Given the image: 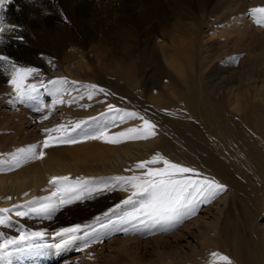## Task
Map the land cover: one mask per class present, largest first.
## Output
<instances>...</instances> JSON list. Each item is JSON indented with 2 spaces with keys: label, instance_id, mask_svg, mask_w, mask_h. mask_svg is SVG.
<instances>
[{
  "label": "rangeland",
  "instance_id": "1",
  "mask_svg": "<svg viewBox=\"0 0 264 264\" xmlns=\"http://www.w3.org/2000/svg\"><path fill=\"white\" fill-rule=\"evenodd\" d=\"M205 1H207L206 5L203 4V0H16V3H20L18 4V7H28L25 11L34 12L37 14H40V12L37 10H32L33 6L46 7L52 4L61 5L62 8H67L70 12H72L73 15H75L74 23L70 25L72 31L74 30V28H80L79 32L84 29H88V32L92 31V35L90 37L91 40H87L85 39V37L83 38L81 34L79 35L81 40L83 39L84 41L81 46H78L77 48L75 46L70 47L60 53L55 52L54 48L52 50V53L48 55L53 60H56V62H61L60 64H64L68 59L70 60L71 55L74 53V50L81 49V51H84L86 54L88 53L87 56L89 58V63L84 70H81L77 73L63 72L61 76L56 75V77L53 78V81H56L58 84L50 82L48 83L49 80L46 81V77L40 78V81H35V79L33 81L31 77L27 82H41V85H43V87L38 88L41 89V91L44 93H46V88L49 89L56 88L58 86L60 87L62 85L63 80H66V82L69 84L71 82L77 83V86L73 85V88L69 89L68 91L70 93L69 95L72 94L70 96V100H72L73 102H67L66 105L69 107L66 116H69V118L72 117L74 122L77 123L85 119L81 116V113L77 112L79 109L78 106L76 107L77 102L80 104L82 103L81 105H88L87 107L83 108L81 106V109L90 112L87 117L93 115H102V113L103 115L109 113L110 115L116 117V112L111 113L107 111L108 109H106V107L108 108V104H115V107L119 106V108L116 107L117 109H123L125 111H129L131 109V112H134L135 110L137 113L140 112L141 114H144L142 116H146V119L150 118L149 120H151L156 125V129H160V135L158 132L159 130H154V136L159 135V138L160 136L163 137V134H165V132L169 134V132L165 129H167L166 126L170 123L171 114H174L171 111H180L179 115L174 116V118L176 117L177 119L191 121L192 119H196L197 117L198 121H201V115L198 114H202L204 111L203 109L205 108V104L203 106L202 100L204 101V99H207L208 97H211V99H214V101L216 100L217 102H221V99L226 100L229 96L232 97L233 93H247L246 96L250 100V102L247 104L250 107L248 106L246 112H249L248 114L251 117V115L257 110V108L261 109V105H264V102H262L261 104L260 100L254 98L255 95H258V93H264V48H255V50L253 47L252 50H248L245 47L244 49L242 48L243 50H241L236 47L235 49V47L233 48L232 41L229 43L222 42V38H226L225 36L223 37V34L214 35L207 32V24H209L212 19H216V17L222 15V13L226 11V7L228 6V4L230 5V3L222 2L220 0ZM239 4L244 5L246 7H250L251 3L250 0H241L239 1ZM254 7L257 8L260 6L255 5ZM166 10L169 11L166 12ZM202 12H205V14H203ZM124 13L126 14L125 16ZM166 13L169 15H167ZM203 15L204 17H202ZM30 17L33 18V16ZM25 18L27 17L25 16ZM39 20L40 19H38V22ZM67 22H69V20H67ZM42 23V25H39L37 27L34 26L30 29H23V33L18 31L14 34H8V36L13 38L15 42V53H13L14 56H17L19 53V55H21L22 51H24L25 49L28 50V48L24 47L33 45L32 41L38 43L41 46H47V44L50 43V45H52L53 47L57 42L61 41L59 34L64 35V33L59 32V25L57 21H42ZM38 33L40 36L38 35ZM119 34L121 36H119ZM173 34L176 36L178 35V38L180 36V39L186 40L187 44L191 45V47H188L190 52L193 49L192 46L194 47L196 42L205 43L204 55L206 57V62L205 60L203 61V59L198 58L199 61L196 63L197 65H195L194 67L190 66L188 67L189 70L187 69V72L190 71V73L188 72V75L192 74L190 77V79L192 80L189 81V85H191L190 82H192L193 86V88L192 86H190L188 97L191 99L192 96L196 98L195 100L197 101L195 106L191 108L179 105L174 109L170 108V112L160 113L156 110H153L152 112H150L153 115H149L147 114L149 109L145 108L144 106L149 101L148 99L151 95H153L154 93L165 94L164 91L166 92V89L168 88L164 87L166 86V83L173 84V82L176 83L181 81H187V79L183 80L180 77L179 80V78L177 76H174L173 74H169L168 76V73L165 74L166 69L161 68L159 66L161 65L166 67L164 58L165 55H167V58L169 60L172 59V57L174 58L175 47L174 45L172 47V43L174 44L172 39L175 36ZM258 34H260L258 36L264 35L261 31H258ZM185 36L186 39H184ZM215 36H220V38H217ZM246 36H244L246 37L244 39H248V41L251 40L250 35ZM263 37L261 36L259 38L261 39ZM202 38L204 39V41ZM45 39H47V41L49 42L45 43ZM93 41L97 45V49L95 44H93L95 48H92L93 45L91 43H93ZM211 43H213V45H210ZM169 47H171V49ZM217 47L219 50H217ZM212 49H214L215 52ZM216 51L219 52L217 53ZM229 52L232 53L229 54ZM253 53H255L254 57ZM258 54H261L262 56ZM230 55H234L237 58V64L233 68L236 74L228 77L225 80L223 77L219 76L220 71L218 72L216 67L217 62L219 63L220 59L229 58ZM246 55L248 58L245 57ZM208 57L213 58L209 60L207 59ZM258 57H260L259 60L257 59ZM10 59L14 60V62L16 63L17 60L20 61V59H16L14 57H10ZM241 60L246 61L243 63ZM6 64V62L5 64L4 62H0V71H2L0 72V100L14 98L12 87L8 83L11 78V69ZM261 65L263 67V70L261 69ZM37 66L38 65H29L26 67H34L38 69L37 74H42L43 72H45V69H43V67ZM199 70H202L203 72L201 71V73ZM259 71L263 73L262 76ZM195 75L200 76V82H202L204 86L202 84H199L200 78L199 76L197 78ZM195 77L196 81H194ZM202 77L204 78V80ZM134 81L135 84H133ZM138 82L141 83L139 84L141 85V87L137 86L138 98L135 99L133 95L135 94L136 89L134 88H136V84ZM88 84H96L99 87H103L107 93H110L111 97L112 95H114L112 99H114L115 101H112V99L109 97V94L105 95L104 93L99 92H97L93 96V98L89 100L86 94L88 91L86 85ZM37 85L40 86V84ZM143 85L144 87H146H143V89L145 90L142 89ZM183 85L185 87H182V90L185 93L188 91V87L187 84L184 82H181L179 84L180 87ZM258 85H261V91L257 90V88L260 89ZM179 86L176 89H172L171 92L173 98H177L176 92L180 88ZM164 88L166 89L164 90ZM70 90L74 92L75 95H73ZM209 90L214 94L216 93V96L213 93L210 95ZM138 91L141 93L139 94ZM81 96H83V99H81ZM125 96L133 97L131 99H128V97L126 98ZM199 96L200 99H202V97L204 96V99L200 101L198 98ZM215 97H217L219 100ZM123 99H125L126 101ZM111 101L112 103H110ZM200 102H202V104ZM170 104L176 105L177 103L175 102L174 104L172 102ZM201 105L203 106V108ZM19 106H21V104ZM262 107L264 108V106ZM4 108L0 109V122L5 115L8 116L9 114H11L9 110L7 112V109L9 107L5 109V111L3 110ZM263 108L261 110H264ZM253 109L256 110L254 111ZM197 110L199 111L197 112ZM261 112L264 114V111ZM261 112L259 113V115H262V120L264 115ZM243 113L244 112L241 111L239 114L236 115L241 116ZM1 114L4 115L2 116ZM117 118L118 116L115 119L117 120ZM258 119L259 118H257V122H260L262 125L264 118L262 121ZM12 120L13 122L15 121L14 119ZM137 120V124H139L140 122V125H142V121L140 119V121ZM118 121L119 119L117 120V122ZM36 122L37 123L35 125H37V128L35 125H28V129L26 127L28 137L31 136L28 138L29 140L24 142L20 146L21 148L17 147L14 152H5L2 154L1 157H5L8 159L7 156L12 155L14 158L19 155V153L15 152L19 148L27 149L31 145H37V154H39V151L41 150L45 151L46 153L43 159H39L40 161L44 160L46 161V163H58L60 165L62 163L73 170L81 169L82 167L86 166L90 167L91 169L99 167L101 169L99 172L92 173L93 175L91 174L89 177L86 178L81 175L79 171L73 173L72 180L80 182L79 187H81L82 189L98 187L101 186L104 182L112 183V177L125 176V173L126 175L133 174L130 172H125L123 170H115L110 172V170L104 169L102 165L103 160L100 161L99 159H103L105 156L108 159L110 148L116 144L106 143L105 141L101 142L99 140L95 149L86 150L83 145H81L82 139L77 129L71 135L72 138L78 140L77 143L55 145L48 149H42V141L45 139L46 135H48L44 131V129L47 128V125L44 124L46 123V121L43 122V120L41 119L36 120ZM129 122L131 123L132 121ZM129 122L126 123L129 124ZM262 127L263 128L261 129V131H259V133H255L257 135L253 137L256 138L255 140H257L260 144L261 141L264 142V126L262 125ZM5 132L1 131L0 135L4 134ZM259 136H261L262 139L259 138ZM120 145L122 144L120 143L116 147L118 149L116 150L118 151L116 153L117 156H119L120 152H123V150H120ZM216 145V143H213L214 147ZM102 154L104 155V157H101L103 156ZM263 156L264 149H262L261 151L262 162L257 171L259 173H256L255 175L250 173V170L246 169L248 173V183L245 184L244 182L238 180V184H240L241 187L236 192V195L234 197H232L230 195L231 193L229 194L228 190H226L217 197H215L214 200H212L210 203H205L198 206V214L194 216V220L195 218H198V221H196V223H198V226L192 228L195 229V232L191 233L189 236L186 235L187 231H181L178 230V228H176V231L174 230L170 233L164 232V234L156 232L152 229L148 231V228L152 227L150 223L146 224V227L141 232L136 230L138 229V223H132V220H128L127 218H125V215H130L136 208H139L140 201L136 200L133 202V204L130 205L122 204V200L126 199L131 194V190L125 191L123 188L117 187L114 191H104L99 194L93 193L91 198L76 201L75 203L70 205H65L59 211L52 213L51 219L47 218V216L45 215H37L31 212H29V215L27 216L16 215L17 211H27L30 208L39 207L41 204L48 203L49 199L48 201L43 200L36 202L28 200L27 202H24L25 204L19 203V205L9 208V212L2 213V215L9 216L10 220L8 221V223L0 225V243H3L6 239L16 238L18 240L19 236L22 234L27 235L28 239L25 241H20L15 245H9L8 248L3 251H9L10 255H8L7 257L6 255H0V258L4 257L6 259L4 264H10L14 262H18L21 264H161V261H164V259L161 258L163 256H165L166 258L167 256L170 258L172 257L174 258L173 260L185 262L189 256H193L195 254V251L201 250L203 241L201 239V236L198 234L203 231V229H201L200 225L204 223L203 228H205V226H208V224H206L204 221L207 220L210 216L211 218H223L226 213L230 212L232 215V219H236L235 221L233 220V226L235 228H239L242 224V221L240 219L242 218V214H250V219L252 223L255 220L253 216L257 217V213L261 212V216L258 217V225L262 231L264 230ZM13 158H9V160L11 161ZM159 166L163 167V164H159ZM150 167H158V165H150ZM145 170L146 169L141 171L143 172ZM118 204L121 205L119 208L116 207V205ZM206 212L209 213L208 218L205 215ZM106 213L107 215H105ZM64 221H72L73 223L62 227L57 225V222L61 223ZM75 225H81L80 231L75 233V236L79 237V239H84L86 242H91L89 244V247L84 248V243H82L83 245L81 244L82 246L80 245L79 248L73 249V252L60 254L57 257H55L53 251V253H43V250H41L40 248L41 243H39V239L42 238V236L32 235L33 232L40 231L45 233L44 236H50L51 238H53V233L59 231L61 228L73 227ZM214 227H217V225H215ZM25 242H27V244L30 246V249L28 250L29 252L35 251L32 258H28L26 254L22 252V249H20L22 244ZM161 251L164 252L166 255H164L163 253L160 256L159 254L161 253Z\"/></svg>",
  "mask_w": 264,
  "mask_h": 264
},
{
  "label": "bare ground",
  "instance_id": "2",
  "mask_svg": "<svg viewBox=\"0 0 264 264\" xmlns=\"http://www.w3.org/2000/svg\"><path fill=\"white\" fill-rule=\"evenodd\" d=\"M220 1L229 2L230 5L228 4V6L226 7V11H224L222 15H220L219 17H216V19L217 18L219 19L216 20L214 18L212 19V21L209 22V24H207L208 25L207 32H209L210 34H214V35L223 34V37L225 36L226 38H222V42L229 43L232 41L233 48L235 47V49L236 47L241 50H243L245 47L248 50L250 49L252 50L253 47L254 49L255 48L263 49L264 48V37H263L264 35H261L263 38L260 39L259 37L261 36H258L260 35L258 34V31H261L264 34V25H258L255 22L254 18L250 16L248 13L250 9L255 8L254 7L255 5L264 7V0H250V3L252 4V5L250 4V7L240 5L239 1L241 0H220ZM220 1H217V2H220ZM206 3L207 1L203 0V4L206 5ZM18 4L20 3H16V0H12V2L6 5L3 12L0 13V15L3 16L4 22L7 25H10L16 28L15 31H7L4 34V42L0 43V46H1L0 54L6 55L9 58L14 57L16 59H20V61L17 60V63L15 62L17 66L19 67H26L29 65H38V66L43 67V69H45V72H43L42 74L40 73V74H36V76H33L32 77L33 81L34 79L35 81H40V78L46 77L47 78L46 81L49 80L48 81L49 83L50 81H53V78L56 77V75L61 76L63 72L77 73L85 69V67L89 63V60H88L89 58L87 56L88 53L86 54L84 51H81V49L74 50V53L71 55L70 60L68 59L64 64H60L61 62L60 63L56 62V60H53L48 55L52 53V50L54 48H55V52L60 53V52L65 51L67 48L74 47V46L77 48L78 46H81L84 41L83 39L81 40L79 35L81 34L83 38L85 37V39L89 40L92 35V31L88 32V29L86 30L84 29V30H81V32H79L80 28L79 29L77 28L78 30L74 28V30L72 31V28L70 25L74 23L75 15H73L72 12H70L67 8H62L61 5L52 4L46 7L33 6L32 10H37L40 12V14H37L34 12L25 11L26 8L28 7H25V6L18 7ZM168 11L166 10V12ZM203 14H205V12ZM125 15L126 14L124 13V16ZM25 16L27 18H25ZM30 16H33V18H31ZM202 17H204V15ZM38 19H40L39 22H38ZM52 20L57 21L59 25V32L64 33V35L59 34V37L61 39L60 42H57L53 47L52 45H50V43H48L47 46H41L38 43H35L34 41H32L33 45L24 47V48H28V50L25 49L24 51H22L21 55H19L20 54L19 53L17 56H14L13 53H15L14 52L15 42L13 38L8 36V34L10 33L14 34L18 31L23 33V29H30L34 26L37 27L43 24L42 21H52ZM67 20H69V22H67ZM123 35H124V32H123ZM246 35H250L251 40L248 41V39L247 40L244 39L247 37ZM119 36L121 35L119 34ZM174 36L175 37L172 39L174 42V44L172 43V47L173 45L175 47L174 58L171 56L172 59L169 60L167 58V55H165L164 58H165L166 67L161 66V65L159 66L161 68L166 69L165 74L168 73V76L169 74L170 75L173 74L174 76H177L178 78L180 77L183 80L187 79L188 82L187 81H181V82H184L187 84L188 91L184 93V91L182 90V87L184 88L185 86L184 85L181 87L179 86L181 82H176V83L173 82V84L166 83V86L164 87H168V88L167 89L164 88V90L165 89L167 90L166 92L164 91L165 94H162V93L155 94L154 93L153 95L150 96V98L148 99L149 101L147 103L145 101L146 104L144 107L149 109L147 113L149 115H153L150 113L153 110H156L160 113H167L171 111L170 108L174 109L178 107L179 105L183 107L191 108L195 106L196 101H197L195 100L196 98L192 96H191V99L188 97L190 86H192V82H190L191 85H189V81L192 80L190 79L192 74L188 75V72L190 73V71L187 72V69L190 66L194 67L195 65H197L196 63L199 61L198 58L203 59V61L206 59L204 55L205 43L196 42L194 47L192 46L193 49L190 52L188 47H191V45L187 44L186 40L180 39V36L179 38L177 37L178 35L177 36L174 35ZM215 37L220 38V36H215ZM184 39H186V36ZM47 42L49 41L45 39V43ZM213 43H211L210 45H213ZM91 44L92 45L95 44L94 41ZM92 48H95L94 45L92 46ZM92 48H91V51H92ZM97 48L98 47L96 45V49ZM169 48L171 49V47ZM212 50L214 51V49ZM217 50H219L218 47H217ZM230 53L232 52H229V54ZM253 54H254L253 55L254 57L255 53ZM247 55L245 56L246 58H248ZM258 55H261V54H258ZM260 57H258L257 59L259 60ZM212 58L213 57H208L207 59L211 60ZM241 61L244 63L246 60L244 61L241 60ZM236 64H237V58L234 55H230L229 58L220 59L219 63L217 62V67H216L218 72L220 71L219 76L223 77L226 80L228 77L236 74L235 70H233ZM262 68L263 67L261 65V69ZM262 74L263 73H261V76ZM198 76L196 77L198 78ZM196 77H195V80L193 79L194 81H196ZM200 81H201V78L199 82ZM55 83L58 84L57 82ZM35 84L41 85V82L40 83L35 82ZM76 84L77 83H73V82L69 84L66 82V80H63L62 85L60 87L58 86L56 88H49V89L46 88V91H45L46 93L42 92L41 89L38 88L39 99L40 101L43 102L44 105H51L52 100L57 98V96L54 95L55 93H59L60 98L66 101V103L57 104L55 107H45L44 110L41 112H36L33 110V108L36 107L37 105H33V107H29L27 105L21 104V106H19L20 105L19 103H16V104L9 103V101L11 100L10 98L0 100V109L5 107L3 109L5 111V109L9 107L7 109V112L9 110L11 113V114L8 113L9 114L8 116L5 115L0 122V132L6 131L4 134L0 135V208L9 209V208L19 205V203L27 202L28 200H32L34 202L43 201V200L48 201V199L51 197V194L56 191V185L49 182L53 176H67L69 177L68 182L73 185H76L78 181L72 180L73 173L79 171L80 174L86 178V177H89L92 173L99 172L101 170L99 167L91 169L88 166L82 167L81 169L73 170V169L68 168L67 165H64L62 163L61 165L58 163H55V164L50 163V162L46 163V161L44 160L40 161L38 159V160H26L22 162L20 167L16 168L13 166L12 170L9 171L8 170L9 165L13 164V159L10 161L9 158L11 159L13 158V156L8 154L9 155L7 156L8 159L5 157H1L2 154L5 152H9V151L14 152V150L17 147H20L24 142L29 140L28 138L31 136L28 137V133H27L28 127L27 126L28 125L34 126L37 123L36 120L38 119L43 120V122L46 121V123L44 124L47 125L48 129L54 128L55 126L61 125V124L66 125V126L75 125L76 122H74L73 118L72 117L69 118V116L68 117L66 116L68 108H69L66 105H67V101L71 99L70 96L72 95V94L69 95L70 93L68 91L69 89L73 88V85L77 86ZM133 84H135V81ZM139 84L141 83L138 82L136 84V88H134L136 89V92L133 95L135 99L138 98V94H137L138 87L137 86L141 87V85ZM199 84H202V82H200ZM178 86L180 88L176 92L177 98H173L171 91L174 88L176 89ZM260 86L258 85L259 88ZM38 87L40 86L38 85ZM143 87L144 85L142 86V89ZM77 89H80V88H77ZM257 90L261 91L262 89L257 88ZM70 92L72 91L70 90ZM72 93L73 95H75L74 92ZM140 93L141 92H139V94ZM212 93L213 92L210 91L209 94L211 95ZM246 94L241 93V92H236L232 94L233 95L232 97L229 96L227 99L225 98L226 100L221 99V102L220 101L217 102L216 100L214 101V99H211V97H208L209 99L208 98L204 99V96L202 97V99H204L203 101L202 99H200V96H199L198 98L200 101L202 100L203 106L205 104V108L203 109L204 111L201 109L203 113L200 112L202 114H198V115H201V121H198L197 117H196L197 120L194 118L191 121L184 120V119H177L176 117L174 118V116H178L180 111L179 112L177 110L171 111L175 115L171 114L170 123L169 125L166 126L167 129H165L169 132V134L165 132V134H163V137L160 136L159 138L160 129L155 128L156 130H159L158 136H152L147 140H135V141L125 140L123 141L121 143L122 145H120V150H123V152H120L119 156L116 155V153L118 152L116 151L118 150L116 148L118 144L113 145L112 147L110 146L111 148L109 147L110 150H109L108 159L106 156L104 157V155L102 154L103 156L101 157H104V158L99 159V160L100 161L103 160V163L102 162L101 163L104 169L110 170V172L115 171V170H121V171L123 170L125 172H130V173L137 175V174H141L142 172L141 170H144V169H136L135 165L139 161L151 159L153 155L159 153L160 155L167 157L173 162H176V163L179 162L180 164H183L185 166H190L192 168H195L197 169L198 172L200 171L201 174H203V176H208L209 178L215 179L219 183L226 185V188H227L226 190H228L229 194L231 193L230 195L234 197L236 195V192L241 187L240 184H238V180L244 182L245 184L248 183L247 170H250L249 172L255 175L256 173H259L257 171L262 162L261 151L262 149H264L263 148L264 142L261 141V144H260L257 140H255L256 138H253L255 135H257L255 133H259V131H261V129L263 128L262 125L264 126L263 124L264 121L262 122V125L260 122H257V118L261 120V117H262V115L260 116L259 113L261 111H264V110H261L263 108L262 106H264L262 104V102H264V93H258V95H255L256 97L253 95L254 98L261 101L262 105H261V109H258V108L257 110L253 109L254 111L255 110L256 111L251 115V117L248 114L249 112L248 113L246 112L249 106L247 103L250 102ZM214 95L216 96V93ZM133 96H127V97L128 99H131ZM109 97L112 99L114 95H112L111 97L109 94ZM113 100L114 99H112V101ZM151 100L154 102H152ZM112 101L110 103H112ZM172 102L174 104L175 102L179 104L178 105L170 104ZM202 102L200 103L202 104ZM113 103H117V102H113ZM81 104L78 102L76 103V107L78 106L79 108L77 112L81 113V116L85 118L83 120L85 123L81 124V127L77 129L81 137L84 135L94 134L101 127H104V126H107L109 133H115L117 131H120L121 129L124 130L127 127L140 126V122L139 124H137L136 122L137 119H138L137 121H140L138 117L128 119L126 122L132 121L131 123L129 122V124H127L126 122L124 123H120L119 121L117 122L118 118L117 120L115 119L117 116L114 117L110 115L109 113L104 114V115H97V116L93 115V116L87 117L90 114V112L84 111L83 109H81ZM112 105L115 106V104H112ZM117 108H119V106ZM196 108H195V112H196ZM106 109L108 108L106 107ZM198 111L199 110H197V112ZM241 111L244 113L241 116L239 115L240 117L237 116L236 114H239ZM134 112L136 111L134 110ZM138 113L140 114V116L144 115V114H141L140 112ZM45 115H47L49 118L42 119V117ZM12 119H14L15 121L13 122ZM113 121H115V124L113 123ZM35 126L37 128V125ZM51 135L55 136L57 135V133H51ZM259 138H261V136H259ZM98 141L99 140H92V139L83 140L82 139L81 145H83V147L86 150L95 149V147L98 144ZM100 141L102 142L103 140H100ZM212 141L213 143L217 144L215 147L213 146ZM18 150H16L15 152L18 153ZM190 155L194 156L195 158ZM155 165L156 166L158 165V167H160L159 164H155ZM125 176H128V175H126L125 173ZM197 211H198V208H197ZM197 211L194 215L186 216L178 221L173 222L174 226L173 224L166 223V222H161L157 224L146 216H141L139 218H132L130 215H125V218H127L128 220L131 219L132 223H135V222L138 223L139 225V226L137 225L138 229L136 228L135 229L138 230L139 232H141L146 227L145 226L146 224L150 223L152 227H149L148 231L152 229V230H155L156 232H160L161 234H164V232L170 233V232H173L174 230L176 231V228H178V230L187 231L186 235L189 236L191 233L195 232L194 231L195 229H192V228H195L198 226V223H196V221H198V218H195L194 220V216L198 214ZM208 214H209L208 212H206L205 214L207 218L209 216ZM259 216H261V212L257 213V217L253 216L255 220L251 223L250 214H246V213L242 214V218H240L242 221V224L239 228L236 226L238 229L233 226L234 224L233 222L236 219L235 220L232 219V215L230 212L226 213L223 218L221 217L211 218L210 216L207 220L204 221L206 224H208V226H205V228H203L204 223L200 225L201 229H203V231H201L198 234L201 236V239L203 241L201 250L195 251V254L193 256H189L185 262L173 260L174 258L172 257L170 258L168 256L167 258L165 256L161 257L162 259H164V261H161V262L163 264H224L223 261H219L218 258H214L211 255L212 253L216 252V253H220L222 255L228 256L231 260V264H264V232H263L264 230L262 231L258 225ZM141 221H143V223ZM71 223L73 222L64 221L61 223L57 222V225L62 227V226L70 225ZM215 225H217V227H214ZM61 239H62L61 237H56V236H53V238H51L50 236L49 237L42 236V238L39 239V243H41L40 248L41 250H43V253H50L53 251L55 254V257H57L60 254L73 252L72 251L73 249L79 248V246L82 243L86 242L84 239L82 240V239H79V237H77L75 241H72L70 243L62 245L60 248H57L56 245L61 242ZM64 239H67V237H65ZM20 249H22V252L26 254L28 258H32L35 252V251H31L32 252L31 253L28 251L30 249V246L27 244V242L23 243ZM6 253H7L6 257L10 255L9 251H6ZM163 253L164 252L161 251L159 255L161 256ZM164 255L166 254L164 253ZM5 260L6 259L4 257H1L0 264H4ZM10 264H21V263L14 262Z\"/></svg>",
  "mask_w": 264,
  "mask_h": 264
},
{
  "label": "snow or ice",
  "instance_id": "3",
  "mask_svg": "<svg viewBox=\"0 0 264 264\" xmlns=\"http://www.w3.org/2000/svg\"><path fill=\"white\" fill-rule=\"evenodd\" d=\"M12 0H0V13ZM252 16L258 25H264V7H257L249 10L248 13ZM16 28L7 25L4 18L0 15V43L4 42V34L7 31H15ZM22 39V37H21ZM0 62H6L11 69V78L8 83L12 87L14 98L9 101L11 104H22L29 107L37 105L33 108L36 112H41L45 107H55L57 104H64L66 101L60 98L59 93H55L56 99L52 100L51 105H44L38 96V85L35 83H28L29 78L38 73V69L34 67H19L8 56L0 54ZM56 81H50L55 83ZM43 87V85H40ZM87 97L89 100L99 92L108 95L103 87L96 84H88ZM83 99V96H81ZM72 103V100L67 101ZM87 107L88 105H81ZM109 112H116L119 122L132 118H139L142 125L137 127H127L122 131L109 133L107 126L101 127L98 131L91 135H84L83 140H103L110 144H119L125 140H147L155 135L156 125L144 116H140L137 112H129L122 109H117L114 105L108 104ZM103 115V113H102ZM47 115L42 119H48ZM84 121H79L75 125H57L54 128L44 129L46 135L42 141V149H48L55 145L75 144L77 139L72 138L71 133L80 128ZM115 124V121H113ZM51 133H57L53 136ZM19 155L13 158V164L9 165L8 170H12L13 166L18 168L22 162L26 160L43 159L46 155L45 151H39L37 154V145H31L27 149H19ZM163 164V167H150V165ZM136 169H146L141 174L128 176L112 177V183L104 182L101 186L89 189H82L79 183L76 185L69 183L67 176H53L50 183L56 185V191L51 194L48 203L41 204L39 207L30 208L27 211H17V216H27L29 212L37 215H45L51 219L52 213L59 211L65 205H70L76 201H81L91 198L93 193L99 194L104 191H114L117 187L123 188L125 191L131 190V194L124 200L122 204L130 205L134 201L139 200L140 206L130 214L132 218L146 216L153 222L159 224L166 222L173 224L186 216L194 215L197 208L201 204L210 203L215 197L226 191V185L219 183L215 179L203 176L197 169L185 166L180 163L173 162L159 153L153 155L151 159L139 161L135 165ZM121 205H116L119 208ZM15 207V206H14ZM9 209H0V225L8 223L9 216L2 215V213L9 212ZM107 215V213L105 214ZM143 223V221H141ZM81 225L73 227L61 228L59 231L53 233L56 237H61V242L56 245L60 248L62 245L75 241L77 237L75 233L79 232ZM33 236H44V232H33ZM67 237V239H64ZM28 239L27 235H20L19 239H6L0 243V255H7L3 250L7 249L9 245H15L20 241ZM91 242H85L84 248L89 247ZM83 250V249H81ZM214 258L223 261L224 264H231L228 256L220 253H212Z\"/></svg>",
  "mask_w": 264,
  "mask_h": 264
}]
</instances>
